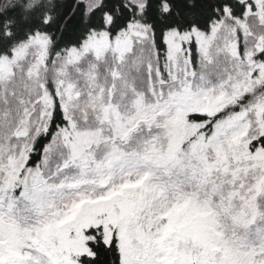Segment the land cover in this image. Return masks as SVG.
Returning <instances> with one entry per match:
<instances>
[{"label":"snow or ice","instance_id":"snow-or-ice-1","mask_svg":"<svg viewBox=\"0 0 264 264\" xmlns=\"http://www.w3.org/2000/svg\"><path fill=\"white\" fill-rule=\"evenodd\" d=\"M0 264H264V0H0Z\"/></svg>","mask_w":264,"mask_h":264}]
</instances>
